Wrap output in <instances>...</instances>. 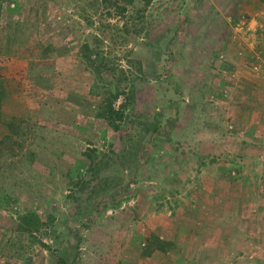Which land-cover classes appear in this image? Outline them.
<instances>
[{
	"label": "rangeland",
	"instance_id": "374dc122",
	"mask_svg": "<svg viewBox=\"0 0 264 264\" xmlns=\"http://www.w3.org/2000/svg\"><path fill=\"white\" fill-rule=\"evenodd\" d=\"M15 1L0 264H264V0Z\"/></svg>",
	"mask_w": 264,
	"mask_h": 264
},
{
	"label": "crops",
	"instance_id": "0c3cea01",
	"mask_svg": "<svg viewBox=\"0 0 264 264\" xmlns=\"http://www.w3.org/2000/svg\"><path fill=\"white\" fill-rule=\"evenodd\" d=\"M25 0H16L14 3H10V5H7V8H9V10H12L13 12L19 14V17H21V12L24 8V3ZM14 17V16H13ZM8 20V19H7ZM11 21V18L9 19V21H5L0 19V30H4L6 29L5 24L9 23ZM4 26V27H3ZM0 43L1 45H4L2 48L0 46V78H5V70L9 69V70H15L14 75L15 77H17L21 71H22V64L25 63V60L23 58H20L21 60H19L16 63H13V57L10 53V51H8L7 57H3L4 54H6V44L8 43V36L3 37L2 35H0ZM4 38V39H3ZM21 50V49H20ZM262 52L264 51L263 48H261ZM20 52V51H19ZM17 90H19V92L17 91H13L12 87L10 86L8 89V93L6 94V96L2 99V106L1 109L2 111H6V108L8 107V104L6 105L5 108V104L6 102H9V105H11V107L16 108V112L12 111L11 109H7V111L13 115V116H24L26 109L23 103V99L21 97V91L20 88L17 87Z\"/></svg>",
	"mask_w": 264,
	"mask_h": 264
},
{
	"label": "trees",
	"instance_id": "16d2710c",
	"mask_svg": "<svg viewBox=\"0 0 264 264\" xmlns=\"http://www.w3.org/2000/svg\"><path fill=\"white\" fill-rule=\"evenodd\" d=\"M85 49H89V45L86 43V44H84V46H83ZM87 57H89V56H87ZM88 59H90V58H88Z\"/></svg>",
	"mask_w": 264,
	"mask_h": 264
}]
</instances>
